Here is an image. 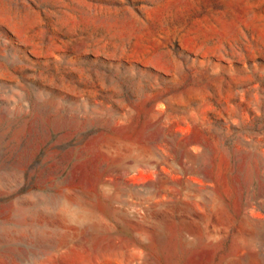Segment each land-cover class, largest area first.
<instances>
[{"label":"rangeland","instance_id":"1","mask_svg":"<svg viewBox=\"0 0 264 264\" xmlns=\"http://www.w3.org/2000/svg\"><path fill=\"white\" fill-rule=\"evenodd\" d=\"M0 264H264V0H0Z\"/></svg>","mask_w":264,"mask_h":264}]
</instances>
